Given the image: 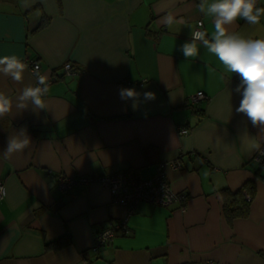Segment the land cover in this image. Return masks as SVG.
<instances>
[{"label":"crops","instance_id":"crops-1","mask_svg":"<svg viewBox=\"0 0 264 264\" xmlns=\"http://www.w3.org/2000/svg\"><path fill=\"white\" fill-rule=\"evenodd\" d=\"M199 0H0V56H18L27 69L21 82L0 74V91L13 98L0 118V153L10 135L26 128L31 144L0 159V264H264V161L242 145L247 133L264 146V131L237 113L240 83L203 46L186 59L180 46L211 18ZM264 7V0H257ZM176 17L171 28L162 22ZM49 21L36 30L42 18ZM231 30L264 38L257 25L238 20ZM29 62L52 83L46 109L20 110L15 97L34 85ZM71 65L65 73L63 66ZM150 91L122 101L120 88ZM202 92L206 99L193 103ZM178 128H185L180 135ZM180 159L181 167L168 164ZM159 164L177 205L111 201L99 182L59 192L56 178L105 176L136 170L148 179ZM254 184L249 216L228 223L220 191ZM127 216V234L94 251L96 234ZM68 243L59 249L55 244Z\"/></svg>","mask_w":264,"mask_h":264},{"label":"clouds","instance_id":"clouds-1","mask_svg":"<svg viewBox=\"0 0 264 264\" xmlns=\"http://www.w3.org/2000/svg\"><path fill=\"white\" fill-rule=\"evenodd\" d=\"M21 5L29 7V0H21ZM197 7L205 17L211 18V27L208 30H192L191 39L180 46V51L186 59L195 58L203 46L216 57L226 72L237 74L240 83L234 91L241 99L235 111L244 114L253 127L264 131V38L246 37L231 30L238 20L249 25L259 24L264 17V7L257 6V0H199ZM162 22L171 28L177 20L173 13L168 12L162 17ZM203 27V24L199 25V28ZM26 69L27 65L18 56H0V74L13 81L21 82ZM33 74L36 84L25 86L15 97V107L20 110L27 109L29 105L33 111L46 109L45 97L49 91L47 77L40 74L38 67L34 68ZM118 94L122 101L133 100L134 109L141 96L145 101L155 99V93H139L135 88L122 87ZM13 106V98L0 91V118L10 113ZM241 137L243 146L264 156V148L255 137L247 133ZM30 144L27 129L21 128L8 137L0 159H11L14 153L23 152ZM0 193L6 194L3 189H0Z\"/></svg>","mask_w":264,"mask_h":264},{"label":"built area","instance_id":"built-area-1","mask_svg":"<svg viewBox=\"0 0 264 264\" xmlns=\"http://www.w3.org/2000/svg\"><path fill=\"white\" fill-rule=\"evenodd\" d=\"M202 22L198 21L195 30H201L199 25ZM29 70L36 84V78L33 74L34 68L38 67L41 74V67L37 62H29ZM64 72H71V65L65 64L63 66ZM49 86L52 81L47 80ZM206 96L202 92H197L190 97L193 103L205 100ZM178 133L183 135L186 133L185 128H178ZM264 148V146H261ZM252 162L262 163L264 156H260L258 152L253 155ZM173 169L181 167L180 159L168 164ZM167 164H159L155 168V173L148 179H141L139 172L136 170L120 171L111 175L105 176H80V177H64L57 176L56 185L62 194L67 193L72 187L76 185H86L91 182H99L106 187L111 195V201L114 204L125 206L128 208L127 216L133 213L135 206L139 203H147L156 207H170L177 205L182 212L185 210V203L187 196L185 192H173L169 182L165 176V167ZM0 189L4 190L3 182L0 181ZM4 199V194L0 193V202ZM246 199H249L246 197ZM127 216L116 223H107L95 236L94 251L108 245L115 237L116 233L123 235L127 234Z\"/></svg>","mask_w":264,"mask_h":264},{"label":"trees","instance_id":"trees-1","mask_svg":"<svg viewBox=\"0 0 264 264\" xmlns=\"http://www.w3.org/2000/svg\"><path fill=\"white\" fill-rule=\"evenodd\" d=\"M48 21L47 18L43 17L36 30L44 27ZM220 193L222 196V214L228 223L249 216L250 204L254 197V184L252 182L243 185L237 191L232 192L228 189H222ZM246 197L249 199H246ZM67 243L68 241L56 243L55 248L59 249ZM261 256L264 257V254H261Z\"/></svg>","mask_w":264,"mask_h":264}]
</instances>
